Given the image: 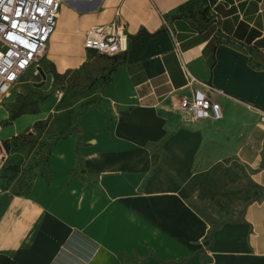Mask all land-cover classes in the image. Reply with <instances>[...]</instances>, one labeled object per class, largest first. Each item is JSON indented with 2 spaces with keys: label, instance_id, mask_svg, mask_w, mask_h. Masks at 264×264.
I'll use <instances>...</instances> for the list:
<instances>
[{
  "label": "crops",
  "instance_id": "0c3cea01",
  "mask_svg": "<svg viewBox=\"0 0 264 264\" xmlns=\"http://www.w3.org/2000/svg\"><path fill=\"white\" fill-rule=\"evenodd\" d=\"M117 9L129 47L102 59L84 38ZM43 63L0 101L5 139L57 134L27 192L1 186L0 264H264V0H65ZM200 81L222 118L169 100Z\"/></svg>",
  "mask_w": 264,
  "mask_h": 264
},
{
  "label": "built area",
  "instance_id": "2783aa9c",
  "mask_svg": "<svg viewBox=\"0 0 264 264\" xmlns=\"http://www.w3.org/2000/svg\"><path fill=\"white\" fill-rule=\"evenodd\" d=\"M64 1L0 0V101L9 95L17 80L27 71L42 76V80H45L42 72L52 78V73L45 69L42 59L56 29ZM162 22L171 33L178 50L171 22L166 17H162ZM84 45L109 56L127 50L129 40L120 10H116L111 22L92 26L86 33ZM195 80L191 77L189 83ZM216 92L222 91L210 82L200 81L199 87L194 88L191 95L172 90L168 98L178 109L186 111L191 121L207 118L218 120L223 116V109L221 103L211 96ZM249 106L257 109L264 120V110ZM1 127L0 123V170L7 154ZM2 190L0 185V194Z\"/></svg>",
  "mask_w": 264,
  "mask_h": 264
},
{
  "label": "rangeland",
  "instance_id": "374dc122",
  "mask_svg": "<svg viewBox=\"0 0 264 264\" xmlns=\"http://www.w3.org/2000/svg\"><path fill=\"white\" fill-rule=\"evenodd\" d=\"M100 55L102 59L108 57L106 54ZM45 69L48 68L45 66ZM108 70L106 65L99 67L102 73L107 74ZM85 84L87 81H83V72H79L70 77L68 89L82 90ZM1 135L6 136L4 131ZM56 137L50 119L37 122L32 130L6 137L7 154L0 170L1 186L15 193L27 192L35 176L46 174L49 151Z\"/></svg>",
  "mask_w": 264,
  "mask_h": 264
},
{
  "label": "water",
  "instance_id": "95a60500",
  "mask_svg": "<svg viewBox=\"0 0 264 264\" xmlns=\"http://www.w3.org/2000/svg\"><path fill=\"white\" fill-rule=\"evenodd\" d=\"M43 74V77L45 80L42 81L43 84H45L46 86H49L50 85V81H51V75H48L46 77V75L42 72Z\"/></svg>",
  "mask_w": 264,
  "mask_h": 264
}]
</instances>
